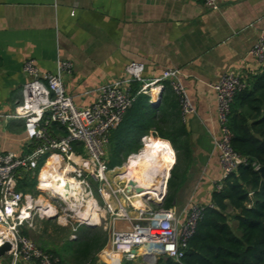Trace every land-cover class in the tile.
I'll return each instance as SVG.
<instances>
[{
	"label": "crops",
	"instance_id": "0c3cea01",
	"mask_svg": "<svg viewBox=\"0 0 264 264\" xmlns=\"http://www.w3.org/2000/svg\"><path fill=\"white\" fill-rule=\"evenodd\" d=\"M263 32L264 0H219L216 11L206 8L204 0H0V113L12 112L21 100L27 59H34L42 71H54L59 60L71 61L73 72L63 75V81L79 107L90 106L100 86L123 78L130 62L144 63L147 79L159 76L166 68L179 69L183 74L180 82L195 112L183 120L177 107L170 109V114L157 111V116L166 118L163 131L171 139L156 136L151 130L141 136V148L115 166H123L141 152L143 137L168 142L175 153L172 158L178 186L171 208L183 217L192 204L211 205L222 176L215 147L219 122L212 85L225 72L233 71L244 75L246 88L252 86L254 78L264 73V66L252 54ZM165 85L160 102L173 93L169 84ZM145 96L154 107L160 104ZM175 101L173 104H178ZM0 140L6 152L30 153L33 149L26 141L21 119L2 121ZM32 181L30 175L21 173L18 188L30 185L33 192L20 190L39 196L38 183ZM131 215L137 216L136 212ZM59 223L64 233L69 232L56 238L59 249L65 242L80 240L92 228L108 233L98 224ZM49 237L51 240V234ZM50 240L45 244L52 246ZM99 252L95 261L106 264ZM61 253L71 260L70 251L62 249ZM10 260L9 255L0 256V264ZM127 262L144 263L141 258Z\"/></svg>",
	"mask_w": 264,
	"mask_h": 264
},
{
	"label": "built area",
	"instance_id": "2783aa9c",
	"mask_svg": "<svg viewBox=\"0 0 264 264\" xmlns=\"http://www.w3.org/2000/svg\"><path fill=\"white\" fill-rule=\"evenodd\" d=\"M204 5L216 11L219 0H204ZM252 54L264 66V32L254 44ZM145 69L142 62H130L123 78L100 86L94 102L79 107L67 93L63 81V75L73 72L71 61L59 60L54 71L40 70L34 59L24 61L26 80L21 100L12 112L0 113V126L2 121L9 119L23 120L26 141L33 148L30 153L6 152L0 140V247L5 243L11 245L6 252L11 257L9 264L20 261L59 264L58 257L42 250L23 233L24 229L34 228L36 218L103 226L109 241L98 256L106 264L137 258L145 264H160L161 259L181 262L207 206L192 204L183 217L173 208H163L168 178L164 191L156 196H141L144 205L137 206L133 199L143 191L138 192L139 187L129 186L125 181L124 169L130 158L121 167L109 168L107 148L111 132L120 125L138 95H148L152 102H158L165 92V83H168L176 96L182 119L195 112L187 89L180 82L183 74L179 69L166 68L152 79L145 77ZM243 76L228 71L212 85L219 122L215 147L222 166V176L215 186L217 190L223 188L225 179L239 165L248 163L246 157L234 150L230 129L234 98L247 87ZM145 138L149 137L142 138L144 148ZM43 158H46L45 165L37 173ZM51 162L56 168L44 175V168ZM259 168L254 166L257 171ZM21 173L37 179L39 196L26 194L18 188ZM56 182L73 183L78 194L58 195L53 188ZM93 183L100 199L96 197ZM122 195L126 203H117L115 198ZM89 201L99 214L98 220L78 217V212L88 209ZM131 212H136L137 216L132 217ZM83 264L99 263L88 260Z\"/></svg>",
	"mask_w": 264,
	"mask_h": 264
},
{
	"label": "trees",
	"instance_id": "16d2710c",
	"mask_svg": "<svg viewBox=\"0 0 264 264\" xmlns=\"http://www.w3.org/2000/svg\"><path fill=\"white\" fill-rule=\"evenodd\" d=\"M171 94L161 102H156L160 104L155 107L149 103L147 96H137L120 123L121 127L111 132L107 148L110 166L121 164L131 152L138 151L141 148V136L151 130L156 136L171 139L163 131L166 118L156 115L157 111L170 114V109L179 108L178 104H173V101L176 102L175 94ZM230 129L234 150L246 157L248 163L239 165L225 179L221 190L215 188L211 205L206 207L198 221L196 232L189 240L181 262L161 259L160 264H264V175L254 169L255 165L264 166V73L254 78L250 88H245L235 96L231 106ZM174 170L175 165L168 181L169 191L162 203L166 209L173 206L178 188ZM21 188L33 192L30 185ZM232 222L236 223L234 227ZM90 230L80 240L65 242L64 248L60 249V245L52 241L53 238L48 242L52 246L45 244L46 240L42 236L35 237V243L45 252L58 257L59 264H70L69 261H73L71 264H83L88 260L95 261L97 253L109 241L108 233L98 228ZM57 231L58 238L69 234L61 236L58 233L64 231L60 228ZM23 233L29 236L26 229ZM62 249L71 252V260L63 258ZM117 264L132 263L122 261Z\"/></svg>",
	"mask_w": 264,
	"mask_h": 264
},
{
	"label": "bare ground",
	"instance_id": "6f19581e",
	"mask_svg": "<svg viewBox=\"0 0 264 264\" xmlns=\"http://www.w3.org/2000/svg\"><path fill=\"white\" fill-rule=\"evenodd\" d=\"M145 140L146 147L140 153L130 157L124 169V172L127 174L125 179L127 184L129 186L139 187L143 191L138 196L133 194V196H137L133 199V203L137 206L144 205L141 196L149 194L156 196V194L165 190V180L169 177V170L172 165L170 159L174 156V151L168 142L154 143L151 138H145ZM50 166L44 168V175H48L53 171V168H56L54 162H51ZM53 188L60 196L78 194L77 187L71 182H56ZM87 207L88 209L86 211L82 213L78 212V217L81 220H98L99 214L93 207L91 201H89Z\"/></svg>",
	"mask_w": 264,
	"mask_h": 264
},
{
	"label": "rangeland",
	"instance_id": "374dc122",
	"mask_svg": "<svg viewBox=\"0 0 264 264\" xmlns=\"http://www.w3.org/2000/svg\"><path fill=\"white\" fill-rule=\"evenodd\" d=\"M151 140L153 141V142H155V141H157V140H161V139H158V138H151ZM164 141V140H163ZM144 149V147L141 149V151ZM174 156H175V153H174ZM45 160H46V158H43L42 160H41V163H40V165H39V168L37 169V173L40 171V169L45 165ZM170 161L172 162V165H171V168H172V166L174 165V163H173V158H171L170 159ZM109 168H113V166H110L109 165ZM171 170V169H170ZM169 170V171H170ZM169 175H170V172H169ZM169 178L170 177H168V179H167V185H168V181H169ZM36 182H37V179L36 178H33V181H32V183H34V184H36ZM19 185V184H18ZM93 188H94V191H95V194H96V197H98L99 198V196L97 195V192H96V188H95V184L93 183ZM166 189H167V187H166ZM167 194V193H166ZM118 198H115L116 199V201H117V203H118V201H121V202H125L126 203V201H125V199H124V196L122 195V196H117ZM100 199V198H99ZM165 199V198H164ZM153 207H155V205H152ZM229 212H232V210L231 209H229ZM232 225H233V227L236 225V223H234V222H232ZM59 227H61V224L59 223V221L57 220V219H53V220H51V221H49V220H43V219H39V218H36L35 219V222H34V228H31L30 230H29V237L34 241V242H36L35 241V237H37V236H42V239H44V240H50V237H49V235L51 234V236H52V241H56V238H58V235H57V233H55L56 232V230L58 229V231H59ZM57 231V232H58ZM49 232H51V233H49ZM59 235H63L64 234V232H62V233H58ZM37 243V242H36ZM139 260V259H138ZM121 261H123V262H127V261H125L124 259H121ZM140 261V260H139ZM139 264H142V263H140V262H138ZM143 264H145V263H143Z\"/></svg>",
	"mask_w": 264,
	"mask_h": 264
},
{
	"label": "water",
	"instance_id": "95a60500",
	"mask_svg": "<svg viewBox=\"0 0 264 264\" xmlns=\"http://www.w3.org/2000/svg\"><path fill=\"white\" fill-rule=\"evenodd\" d=\"M259 172H261L262 175H264V166H261L259 169H258ZM138 192L141 191V188H138L137 189ZM11 248V245L9 243H5L3 244L1 247H0V256H3L6 254L7 251H9Z\"/></svg>",
	"mask_w": 264,
	"mask_h": 264
}]
</instances>
